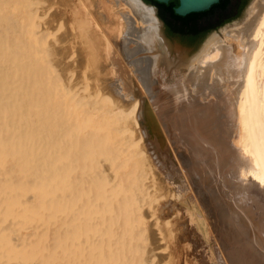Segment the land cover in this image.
I'll return each mask as SVG.
<instances>
[{"label":"bare ground","instance_id":"obj_1","mask_svg":"<svg viewBox=\"0 0 264 264\" xmlns=\"http://www.w3.org/2000/svg\"><path fill=\"white\" fill-rule=\"evenodd\" d=\"M8 1L0 0V17ZM30 1L0 30V264H107V251H94L109 240L108 206L119 196L126 213L144 192H128L136 176L115 165L127 147L122 110L94 105L83 83L54 76L48 35L36 25L40 3ZM125 1L140 25L128 21L139 42L131 68L150 92L157 143L162 126L181 156L172 130L185 135L188 157H178L193 188H208L213 175L223 183L212 198L230 264H263L253 245L264 251V212L255 217L252 206L253 186L264 196V0L193 54L166 38L152 6Z\"/></svg>","mask_w":264,"mask_h":264},{"label":"rangeland","instance_id":"obj_2","mask_svg":"<svg viewBox=\"0 0 264 264\" xmlns=\"http://www.w3.org/2000/svg\"><path fill=\"white\" fill-rule=\"evenodd\" d=\"M25 1H8L9 6L2 10L3 15L0 17V30L10 24L6 19L12 18L8 17L11 9L29 8V5H23ZM35 1L40 3V18L36 25L48 35L46 64L60 82L65 83V80L69 79L72 86L83 83L86 96H91L90 100L94 105H100L106 108L105 110L116 107L122 110V124L127 131V137L122 140L127 147L121 152L115 165L119 164L124 168L122 171H132L136 176L131 177L133 181L136 179V186L129 188L128 192L137 194L140 188L144 189L142 194L138 192L132 209L126 213L119 196L114 198L116 203L109 205L107 212L109 224L106 236L109 240L104 247L97 248L94 255L99 256L101 252L107 251V264H230V244L226 246L221 243L214 213L216 206L212 198L216 197L222 188L218 186L221 184L219 179L213 175L208 188L202 191L194 189L180 163L181 159L188 157L185 154L187 146L183 147L185 135L176 129L172 130L180 151L185 152H179L183 158L169 145L162 126L164 133L161 128L158 131L161 142L156 141L155 125L149 116L150 92L146 90L148 88L145 89L144 80L131 68L135 58L131 55V48L135 46L134 43L139 42L136 37L128 34V21L134 30H139L140 25L126 1L31 0L30 3ZM252 1L249 0L237 19L217 25L195 44L186 45L179 39H169L163 26L162 32L170 42L181 45L193 54L212 33L221 35L223 29L229 30L243 20ZM23 24L25 25V21ZM10 33L18 39L24 38L18 35L15 28ZM42 61L45 62V58ZM130 101L135 102L133 106ZM76 120L79 124L80 119ZM98 121L95 120L102 126L101 120ZM134 136L137 139L133 140ZM140 168L143 169L142 174L137 172ZM244 182L250 183L248 180ZM149 185V188H145ZM211 185H214V188ZM222 189L224 191V188ZM259 189L253 186L257 198L256 204L253 203L252 206L255 217L261 213L260 210L264 212V196L262 189ZM201 197L204 204H201ZM263 232L261 233L264 234ZM253 246L264 258V251L256 245Z\"/></svg>","mask_w":264,"mask_h":264},{"label":"water","instance_id":"obj_3","mask_svg":"<svg viewBox=\"0 0 264 264\" xmlns=\"http://www.w3.org/2000/svg\"><path fill=\"white\" fill-rule=\"evenodd\" d=\"M142 2L149 4L154 8L156 16L160 19L161 26L164 28V32L169 39H179L186 45H191L199 42L211 29L215 28L217 25L237 19V17L242 13L248 2L243 6V8L232 16H224L219 21L215 18L202 19L198 22L197 33H188L187 31L180 32L179 22H170L169 15L165 14L161 9L152 3L168 4L173 0H151L152 3H147L144 0ZM178 5L174 8V13L178 16L185 17L191 13H202L208 11L214 5H217L220 0H177ZM177 29V31H175ZM186 30V29H184Z\"/></svg>","mask_w":264,"mask_h":264},{"label":"trees","instance_id":"obj_4","mask_svg":"<svg viewBox=\"0 0 264 264\" xmlns=\"http://www.w3.org/2000/svg\"><path fill=\"white\" fill-rule=\"evenodd\" d=\"M147 3H152L151 0H144ZM161 9L165 14L169 15L170 22H179L180 23V32L187 31L188 33H197L199 30L197 24L200 20L205 18L207 14H210L213 8H216L221 3L214 5L210 10L202 13H191L185 17L178 16L174 13V8L178 5L177 0L170 1L168 4L152 3ZM186 29V30H184ZM177 31V29H175Z\"/></svg>","mask_w":264,"mask_h":264},{"label":"flooded vegetation","instance_id":"obj_5","mask_svg":"<svg viewBox=\"0 0 264 264\" xmlns=\"http://www.w3.org/2000/svg\"><path fill=\"white\" fill-rule=\"evenodd\" d=\"M248 1L249 0H220L219 3L221 4L213 8L211 13L207 14L205 18L208 19L211 17L219 21L224 16H232L240 11Z\"/></svg>","mask_w":264,"mask_h":264}]
</instances>
